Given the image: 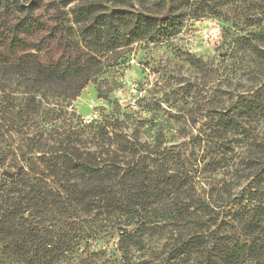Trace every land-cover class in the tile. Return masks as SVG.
Masks as SVG:
<instances>
[{
	"label": "rangeland",
	"instance_id": "374dc122",
	"mask_svg": "<svg viewBox=\"0 0 264 264\" xmlns=\"http://www.w3.org/2000/svg\"><path fill=\"white\" fill-rule=\"evenodd\" d=\"M161 1L45 0L32 25L19 36L14 32L22 17L4 10L0 45L10 47H0V55L9 63L34 56L52 65L87 57L90 51L80 44L83 39L99 44L93 50L103 63L102 76L72 102L74 121L88 125L105 117L121 120L128 136L171 157L180 153L183 161L188 159L187 166L177 157L168 165L169 175L180 176L187 186L169 193L159 187L165 195L154 197L156 236L146 244L157 250V260L170 259L173 249L196 234L204 243L201 254L190 256L187 263L179 261L194 264L199 258L205 261L223 233L222 198L246 193L245 203L264 206V189L247 190L257 184L264 188V119H243L244 135L226 126L241 98L252 99L258 92L264 97V0H172L158 11ZM204 5L205 12L197 13L195 9ZM170 9L172 16L183 11L187 15L169 41L125 43L129 37L125 41L121 37L143 35L136 24L140 17L148 12L168 17ZM34 42L41 53L34 50ZM11 87L16 89L14 96L19 95L21 88L16 83ZM1 90L3 111L7 101ZM10 149L0 141V159L6 162L0 174L5 178L7 172L20 173L11 168L16 161L7 155ZM191 195L196 204L190 209ZM207 205L217 213L208 217ZM114 237L105 236L96 246L105 248L108 258L119 260ZM140 254L134 251L136 260Z\"/></svg>",
	"mask_w": 264,
	"mask_h": 264
},
{
	"label": "trees",
	"instance_id": "16d2710c",
	"mask_svg": "<svg viewBox=\"0 0 264 264\" xmlns=\"http://www.w3.org/2000/svg\"><path fill=\"white\" fill-rule=\"evenodd\" d=\"M44 1L0 0V13L12 9L22 17L14 32L19 36L32 25ZM171 1L162 0L158 11ZM179 1L187 0H173ZM169 11L163 18L148 12L136 23L143 35L121 37L124 41L129 37L125 43L169 41L187 15L183 11L172 16L174 10ZM80 44L90 51L87 57L52 65L34 56L9 63L0 55V82L8 83H0L7 101L0 111V141L12 148L7 155L16 164L11 168L20 171L13 181L0 174V264L187 263V258L203 249L196 234L164 260H157V250L148 247L146 240L156 236L154 197L165 195L159 187L169 193L187 186L180 176L169 175L168 165L177 157L187 166L188 159L183 161L180 153L171 157L139 137L128 136L121 120L105 117L88 125L74 121L72 102L103 72V63L93 50L99 44L88 38ZM9 45L0 47L8 50ZM33 46L41 53L38 42ZM12 83L21 88L19 97L14 96ZM245 118L264 119L262 93L239 100L227 129L243 133ZM5 163L0 159V168ZM257 186L247 190L264 189ZM246 196L222 198L219 227L223 233L207 251L205 261L199 258L194 264H264V206L245 203ZM190 197L191 209L196 201ZM206 212L208 217L217 213L208 205ZM211 218L207 223L213 222ZM105 236L117 239L119 260L108 258L107 250L96 246ZM134 251L141 252L139 261Z\"/></svg>",
	"mask_w": 264,
	"mask_h": 264
},
{
	"label": "water",
	"instance_id": "95a60500",
	"mask_svg": "<svg viewBox=\"0 0 264 264\" xmlns=\"http://www.w3.org/2000/svg\"><path fill=\"white\" fill-rule=\"evenodd\" d=\"M5 176L7 177V178H9V179H14L15 177H16V174L15 173H9V172H7L6 174H5Z\"/></svg>",
	"mask_w": 264,
	"mask_h": 264
}]
</instances>
